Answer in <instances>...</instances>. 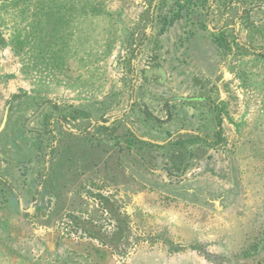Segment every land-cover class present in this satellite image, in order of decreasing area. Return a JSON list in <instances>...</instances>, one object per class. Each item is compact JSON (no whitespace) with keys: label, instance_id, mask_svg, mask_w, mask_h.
Listing matches in <instances>:
<instances>
[{"label":"rangeland","instance_id":"374dc122","mask_svg":"<svg viewBox=\"0 0 264 264\" xmlns=\"http://www.w3.org/2000/svg\"><path fill=\"white\" fill-rule=\"evenodd\" d=\"M198 1L181 6L186 16L165 33L161 17L178 10L176 0L0 2V125L11 105L0 176L15 189L0 179V264H264V0ZM200 22L207 50L187 58L202 64L210 99L202 100L208 140L195 151L205 160L202 180L217 177L230 205L218 215L152 190L151 176L121 166L88 182L120 192L117 232L101 197L72 184L63 127L71 128L76 102L94 118L123 113L150 56H165Z\"/></svg>","mask_w":264,"mask_h":264},{"label":"flooded vegetation","instance_id":"af4514ba","mask_svg":"<svg viewBox=\"0 0 264 264\" xmlns=\"http://www.w3.org/2000/svg\"><path fill=\"white\" fill-rule=\"evenodd\" d=\"M198 2L194 0L193 4ZM180 8L179 5L178 10L166 16L170 21L164 29L160 28L162 32L165 33L169 26L183 15L186 16V13L182 15ZM177 12L180 14L171 20ZM199 25L197 29H186L181 32V36L173 39L172 44L167 46L169 48H166L168 52L165 56L161 57L157 52L150 56V62L142 67L133 81L130 104L123 113L111 117L102 114V117L94 118L92 110L76 102L71 112V128L63 127L64 132L70 135V162L66 170L72 175V184L83 181L86 194L101 197V204L110 212L109 220L117 232L122 230V219L117 217L112 205L121 201L120 192L103 187L105 180L101 190L93 189L92 183H88L94 182L90 181L93 177H113L121 166L134 177L128 169L129 165L131 169L164 184H179L191 179L193 174V177L201 174L202 154H197L195 149L201 148L202 142L192 136L197 135L205 141L208 139L203 134L205 122H202V100L210 98L205 94L202 64L187 58L194 49L200 51L201 58L202 49L207 50L202 48V35L197 36L198 31L202 33V22ZM204 59L214 61L206 54ZM209 88L211 90L213 85ZM186 96L198 98L189 100L199 112L197 125L189 126V119L193 116L189 114L187 100L184 99ZM100 108L103 107L99 105L96 109L101 113ZM212 144L216 145V142ZM58 147L61 154L67 152L66 147L59 146V139L56 149ZM194 154H197L198 159L191 160ZM0 179L15 191L10 181L1 176ZM139 184L144 185L142 182ZM117 207L122 209L119 205ZM77 221L85 227L80 219Z\"/></svg>","mask_w":264,"mask_h":264},{"label":"water","instance_id":"95a60500","mask_svg":"<svg viewBox=\"0 0 264 264\" xmlns=\"http://www.w3.org/2000/svg\"><path fill=\"white\" fill-rule=\"evenodd\" d=\"M10 103L5 107V114L3 121L0 125V134L5 129L7 121H8V114L10 111ZM42 110V108L40 109ZM233 168V167H232ZM235 171V168H234ZM234 177L237 181L236 173H233ZM202 183L206 184V187L202 185V197L198 194L197 179H191L181 184H163V183H155V186L161 192L183 199L185 201L191 202L193 204H197L206 208L207 210L216 213L218 215H222L224 209L229 206V197L227 196V192L222 190L221 193L214 192L209 188L210 181L209 180H202ZM194 188V190H193Z\"/></svg>","mask_w":264,"mask_h":264},{"label":"crops","instance_id":"0c3cea01","mask_svg":"<svg viewBox=\"0 0 264 264\" xmlns=\"http://www.w3.org/2000/svg\"><path fill=\"white\" fill-rule=\"evenodd\" d=\"M171 28V27H170ZM155 75H158V74H155ZM161 98V97H160ZM184 99L185 100H187V102H186V105H187V107H188V111H189V114H191L193 117H191L190 119H189V123H190V125L189 126H193V125H197V124H199V121H198V109H197V107H195V105L192 103V102H190L189 103V100H194V99H198V98H196V97H184ZM192 129V128H191ZM190 132L191 133H193V134H197V132H195V131H191L190 130ZM192 138H196L198 141H201L202 142V140H204V139H201V138H199V136H192ZM208 140V139H207ZM206 140V141H207ZM200 142V143H201ZM202 144V143H201ZM231 159V158H230ZM232 160V162H233V159H231ZM202 162H204L205 163V160L203 159L202 160ZM201 166H202V164H201ZM133 171H134V173H135V176H136V174H138L137 172V170H134L133 169ZM207 175H209V176H212L210 173H205L204 174V176H206V178L204 179V180H209L210 181V185H209V188L212 190V191H214V192H218V193H221L222 192V187H221V185H219L218 187L216 186V184H217V182L219 183V181L217 180L218 178L217 177H215V176H213V177H215L214 179V181H213V179H211V178H209V176L207 177ZM152 178V181H153V183H154V185H155V183H158L153 177H151ZM197 178L198 179H200V180H198V185H197V191H198V194L202 197V185H204V187H206V184L204 183H202V173L199 175V176H197ZM215 182V183H214ZM154 185H150L152 188H150V189H152V190H154V191H157V192H161L160 190H158L157 188H156V186H154ZM212 185H214V188H211V186ZM155 188V189H154ZM193 190H194V188H193ZM168 195V194H167ZM169 197H171V198H174V199H180V198H177V197H174V196H171V195H168ZM180 200H183V199H180Z\"/></svg>","mask_w":264,"mask_h":264},{"label":"trees","instance_id":"16d2710c","mask_svg":"<svg viewBox=\"0 0 264 264\" xmlns=\"http://www.w3.org/2000/svg\"><path fill=\"white\" fill-rule=\"evenodd\" d=\"M1 1H4V0H0V2ZM178 1V5H180V6H183L184 4L180 1V0H177ZM192 2H194V0H186L185 1V3H190V5H192ZM195 4V3H194ZM189 5V4H188ZM180 13L179 12H177V13H175L174 15H173V17H171L170 19L172 20L174 17H177L178 15H179ZM155 18L156 17H150V20H155ZM162 18V21H161V29H164V27H165V24L168 22V21H170L168 18L166 19V16H163V17H161ZM163 27V28H162ZM4 42H5V40H4V37H3V34H2V32H1V30H0V46H2L3 44H4ZM261 232H264V229H263V231H261ZM258 247V246H257Z\"/></svg>","mask_w":264,"mask_h":264}]
</instances>
